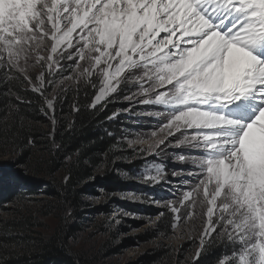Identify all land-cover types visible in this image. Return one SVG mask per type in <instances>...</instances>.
I'll return each instance as SVG.
<instances>
[{"label": "snow or ice", "instance_id": "obj_1", "mask_svg": "<svg viewBox=\"0 0 264 264\" xmlns=\"http://www.w3.org/2000/svg\"><path fill=\"white\" fill-rule=\"evenodd\" d=\"M60 59L88 86L99 80L92 109L140 74L134 86L154 96L143 103L168 115L156 147L189 153L179 159L191 171L173 177L195 183L177 186L190 190L173 219L181 207L192 218L199 197L206 207L196 258L219 242L231 251L217 264H264V0H0L5 91L22 78L42 93L45 73L29 74V61L51 76Z\"/></svg>", "mask_w": 264, "mask_h": 264}, {"label": "rangeland", "instance_id": "obj_2", "mask_svg": "<svg viewBox=\"0 0 264 264\" xmlns=\"http://www.w3.org/2000/svg\"><path fill=\"white\" fill-rule=\"evenodd\" d=\"M72 51L68 49L69 53ZM39 54L46 56L48 53L42 48ZM27 68L29 74L45 73L43 92L39 93L46 95L45 102L28 123L37 134V143L32 154L25 157V163H16L22 155L18 149L0 156V181L8 178L19 183L18 190L26 191L0 205V227L6 220L24 222L17 235L27 236L25 239H49L60 233L70 249L82 254L84 264L196 263L206 207L200 204L202 197H199L192 218H186L188 209L181 207L180 219H173L172 206H179L182 193L190 190L177 186L195 183L173 177V173L182 177L191 171L188 163L179 159L189 153L177 149L174 141L168 147H156L166 134L160 128L168 115L161 106L143 103L154 96L144 94L143 89L148 84L134 86L133 81H138L140 74L130 77L126 86L121 85L116 93L109 94L96 106L102 110L109 103L114 106L109 120L117 124L109 134L116 141L110 159L105 156L98 164L89 165L91 175L79 186H87V190L80 192L79 206L75 209L54 193L59 190L58 183L65 179L64 170L52 175L47 165L52 155L53 132L60 117H67L66 114L58 115L59 95L78 85H87V77L81 76L82 69L66 59H60L51 70V76L38 62L29 61ZM25 82L30 90L36 84L35 80ZM93 82L97 84V93L99 80ZM161 90L166 89H157V92ZM47 100L54 102V110L46 107ZM108 172L124 185L109 189L105 182ZM75 224L79 228L71 229ZM108 248L113 251L108 252ZM161 250L164 252L156 256Z\"/></svg>", "mask_w": 264, "mask_h": 264}, {"label": "trees", "instance_id": "obj_3", "mask_svg": "<svg viewBox=\"0 0 264 264\" xmlns=\"http://www.w3.org/2000/svg\"><path fill=\"white\" fill-rule=\"evenodd\" d=\"M95 93V89L88 85H78L59 95L57 103L60 110L58 115L66 114L67 117H60L53 132L52 155L47 170L52 175L64 170L65 179L58 183L59 190L54 193L75 209L79 206L80 192L87 190V186H79L91 175L92 167L89 165L98 164L105 156L110 159L116 141L109 134L116 129L117 124L109 120L115 110L114 106L109 103L104 110L100 107L92 109L90 105ZM45 96L30 90L22 78H13L7 91L0 85V156L18 149L22 151V155L16 163L22 165L25 157L32 154L37 134L28 123L39 112ZM74 107L79 108V112L73 111ZM105 182L109 189L124 185L111 172L107 173ZM18 187V182L3 177L0 181V205L26 192L18 190ZM23 224L24 222L6 220L0 227V264H84L82 254L70 249L60 233L49 239L29 236L30 239H25L27 236L17 235ZM74 228L79 227L75 224L71 229ZM229 249L219 242L212 244L193 264H217L218 258ZM110 251L113 249L108 248V252ZM162 252L164 251H159L156 256Z\"/></svg>", "mask_w": 264, "mask_h": 264}]
</instances>
